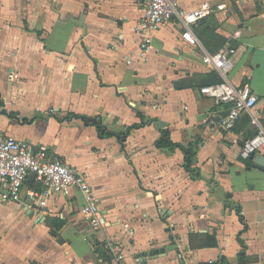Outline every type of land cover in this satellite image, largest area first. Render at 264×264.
Returning a JSON list of instances; mask_svg holds the SVG:
<instances>
[{
  "label": "crops",
  "instance_id": "1",
  "mask_svg": "<svg viewBox=\"0 0 264 264\" xmlns=\"http://www.w3.org/2000/svg\"><path fill=\"white\" fill-rule=\"evenodd\" d=\"M207 1L216 9L192 26L200 44L174 18L143 57L134 26L146 0H0V134L46 146L85 174L107 219L90 229L79 189L41 207L29 174L20 200L0 189V264H112L109 242L121 264H264V167L240 154L255 126L246 113L230 130L206 122L227 106L200 91L223 80L204 50L236 47L227 77L250 83L264 124V0ZM139 113L150 122L124 141L100 135L98 123L122 133ZM164 130L195 150L199 178L182 148L157 145Z\"/></svg>",
  "mask_w": 264,
  "mask_h": 264
},
{
  "label": "built area",
  "instance_id": "2",
  "mask_svg": "<svg viewBox=\"0 0 264 264\" xmlns=\"http://www.w3.org/2000/svg\"><path fill=\"white\" fill-rule=\"evenodd\" d=\"M215 9V5L207 0L192 9H182L180 0H146L143 14L134 26L136 32L142 33L141 55L146 57L154 48L152 33L174 18H177L184 28L183 37L189 42L200 44L192 26ZM236 50V47L220 48L214 52L204 50V62L216 68L223 80L203 85L200 91L214 98L217 103L227 106L224 115L217 119L208 116L205 118L206 122H213L221 129L230 130L235 127L241 115L246 113L250 116L255 132L244 139L240 146V154L249 158L252 153L264 151V124L262 112L257 105L258 96L253 92L250 83L246 81L234 84L227 77L233 65L231 56ZM8 75L11 79L18 77L14 70H10ZM31 173H35V185L28 193L38 205L47 206L52 195H70L72 190L79 189L85 201L81 212L90 229L100 230L105 227L107 219L101 211L100 200L85 174L78 173L60 155H50L46 146L35 150L30 141L0 134V189L3 198L20 200L27 177ZM106 247L112 264H121L122 255L118 244L109 242Z\"/></svg>",
  "mask_w": 264,
  "mask_h": 264
},
{
  "label": "trees",
  "instance_id": "3",
  "mask_svg": "<svg viewBox=\"0 0 264 264\" xmlns=\"http://www.w3.org/2000/svg\"><path fill=\"white\" fill-rule=\"evenodd\" d=\"M141 117V121L134 123L133 125L127 127L125 132H114L111 130H108L105 126H103L102 124L98 123V127L100 130V135L101 136H109V135H118L120 137L121 141H124L127 137V135L129 134V131L131 128L136 127V126H140L143 125L146 122H150L151 119H144V115L142 113L138 114ZM72 116H77L75 113H70L68 114V118H71ZM94 122L97 121V119L93 120ZM157 145L159 147H168L170 149H174L176 147H180L183 149L184 153H185V167L192 173L193 177L195 178H199L201 175L198 171V169L196 167L193 166L194 161L196 160V152L194 149L186 147L180 143L174 142L171 139V135L169 131L164 130L161 137L157 140ZM239 214H240V218L243 220L244 219V214L242 213L241 210H238ZM241 241V239H240ZM217 240L216 238H214L213 244H216ZM209 264H227L226 262V258L224 256H222L220 258V261L217 262H212ZM239 264H245V262L242 260H240Z\"/></svg>",
  "mask_w": 264,
  "mask_h": 264
},
{
  "label": "water",
  "instance_id": "4",
  "mask_svg": "<svg viewBox=\"0 0 264 264\" xmlns=\"http://www.w3.org/2000/svg\"><path fill=\"white\" fill-rule=\"evenodd\" d=\"M80 24H83V21H84V15L81 16V19L78 20ZM180 82L179 81H176L175 82V86L176 87H181V85L179 84ZM166 125V122L164 120H159L157 123H156V126L158 128L160 127H163ZM250 159L254 160V166L256 167H264V156H256L255 153H252L250 156H249ZM30 178H34L35 177V173H31ZM32 215L34 214L33 212L31 213ZM43 218V215L40 216L39 220H42Z\"/></svg>",
  "mask_w": 264,
  "mask_h": 264
}]
</instances>
